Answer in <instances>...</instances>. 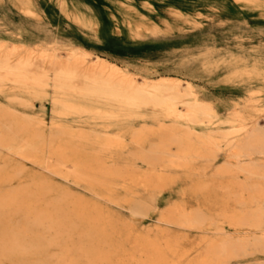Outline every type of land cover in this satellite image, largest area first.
Returning <instances> with one entry per match:
<instances>
[{
    "label": "bare ground",
    "instance_id": "1",
    "mask_svg": "<svg viewBox=\"0 0 264 264\" xmlns=\"http://www.w3.org/2000/svg\"><path fill=\"white\" fill-rule=\"evenodd\" d=\"M4 43L0 264H264V108L246 102L222 121L183 80L78 48ZM164 192L180 200L158 215ZM108 207L154 231L117 226ZM114 235L133 250L110 256Z\"/></svg>",
    "mask_w": 264,
    "mask_h": 264
},
{
    "label": "rangeland",
    "instance_id": "2",
    "mask_svg": "<svg viewBox=\"0 0 264 264\" xmlns=\"http://www.w3.org/2000/svg\"><path fill=\"white\" fill-rule=\"evenodd\" d=\"M0 42L26 49L78 48L152 81L183 80L199 100L212 104L222 121L247 103L264 108V8L240 0H0ZM8 97H0V103L7 104ZM35 107L39 114L40 103ZM44 108L49 122L50 104L45 102ZM5 155L0 150V156ZM70 189L73 197L89 199L81 190ZM177 200L176 193H162L155 213L162 214ZM108 208L117 226L154 231L152 219L140 223ZM117 237L108 242L110 256L116 249L118 254L133 250L126 237Z\"/></svg>",
    "mask_w": 264,
    "mask_h": 264
}]
</instances>
